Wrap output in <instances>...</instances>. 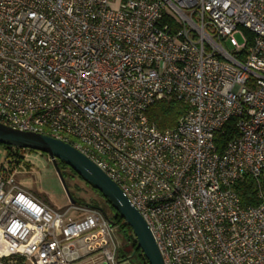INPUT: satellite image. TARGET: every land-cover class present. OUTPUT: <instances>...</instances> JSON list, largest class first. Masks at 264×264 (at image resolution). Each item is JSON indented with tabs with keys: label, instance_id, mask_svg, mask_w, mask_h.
Segmentation results:
<instances>
[{
	"label": "built area",
	"instance_id": "obj_1",
	"mask_svg": "<svg viewBox=\"0 0 264 264\" xmlns=\"http://www.w3.org/2000/svg\"><path fill=\"white\" fill-rule=\"evenodd\" d=\"M160 100L184 107L163 131ZM0 123L90 159L164 264H264V0H0ZM0 155V264H117L108 219L65 220ZM245 177L256 206L233 190Z\"/></svg>",
	"mask_w": 264,
	"mask_h": 264
},
{
	"label": "water",
	"instance_id": "obj_2",
	"mask_svg": "<svg viewBox=\"0 0 264 264\" xmlns=\"http://www.w3.org/2000/svg\"><path fill=\"white\" fill-rule=\"evenodd\" d=\"M0 145L48 155L56 168L70 203L77 204L71 199L65 182L56 167L57 161L63 162L75 175L107 199L131 230L136 249L141 252L147 264H164L154 238L140 213L124 196L121 189L100 168L70 144L44 134L20 131L0 123ZM97 211L107 219L104 211L100 209Z\"/></svg>",
	"mask_w": 264,
	"mask_h": 264
},
{
	"label": "rangeland",
	"instance_id": "obj_3",
	"mask_svg": "<svg viewBox=\"0 0 264 264\" xmlns=\"http://www.w3.org/2000/svg\"><path fill=\"white\" fill-rule=\"evenodd\" d=\"M109 1L111 6L116 7L123 0ZM234 38L237 43L244 41L239 34H235ZM225 47L231 51V47L227 43ZM0 149L4 150L2 147ZM24 155L30 167L28 170L24 169L14 173L15 185L18 188L29 192L54 211L64 214L65 220L68 218H81L94 211L96 212L98 209L104 211L111 225V240L116 246L115 258L117 264H144L143 260L137 254H134L132 243L129 241L125 229L119 224H111L113 222L111 221L113 218L112 209L109 208L104 198L102 199L91 189L92 187L88 183L77 175L62 177L70 197L73 195V198H75L71 197V199L77 202V204H71L56 168L48 155L37 151L27 152ZM1 158L0 155V161ZM94 205L98 209H94L92 207Z\"/></svg>",
	"mask_w": 264,
	"mask_h": 264
},
{
	"label": "trees",
	"instance_id": "obj_4",
	"mask_svg": "<svg viewBox=\"0 0 264 264\" xmlns=\"http://www.w3.org/2000/svg\"><path fill=\"white\" fill-rule=\"evenodd\" d=\"M245 34L248 38V40H251V34L247 31H245ZM184 113V107L175 100H160L155 102L153 105L149 107V109L146 112V115L148 117V120L156 125V127L163 131L167 128L173 127L179 117ZM235 129H233V120H231L224 128L223 133H218L215 136V145L217 146V149L219 151L222 150L223 146L225 145L226 141L233 138L236 135ZM0 147L5 148L7 150V156H6V162L8 163L9 167L12 170L15 171H21V170H28L29 169V163L24 158V153H29L31 150H22V149H16L12 147H6L3 145H0ZM56 167L58 168L61 176L63 178L69 177L70 175L75 176V173L70 170L63 162L57 161ZM259 188L261 189V192L264 196V170L259 178ZM93 189L102 199L104 198L96 189L93 187ZM233 190L238 195L240 202L242 205H250V206H256L259 204L260 200L257 197V188L256 183L252 178L245 177L244 179L238 181L234 186ZM73 198V195H71ZM75 199V198H73ZM105 199V198H104ZM110 209H112V219L113 221L111 224H119L122 228L125 229L129 241L132 243L134 254H137L144 262V264H147L146 260L144 259L143 255L139 250L136 249V243L135 239L132 235L131 230L127 227V225L124 223V221L119 217L117 212L114 210V208L111 206V204L107 201V199L104 200ZM94 209H98L95 205L92 206ZM105 213V212H104ZM110 219V218H109ZM121 259H124L123 257H120Z\"/></svg>",
	"mask_w": 264,
	"mask_h": 264
},
{
	"label": "crops",
	"instance_id": "obj_5",
	"mask_svg": "<svg viewBox=\"0 0 264 264\" xmlns=\"http://www.w3.org/2000/svg\"><path fill=\"white\" fill-rule=\"evenodd\" d=\"M121 2V1H120ZM119 4V3H118ZM39 200V199H38ZM39 201H41V200H39ZM42 202V201H41ZM43 203V202H42ZM50 208V207H49ZM53 210V209H52Z\"/></svg>",
	"mask_w": 264,
	"mask_h": 264
}]
</instances>
